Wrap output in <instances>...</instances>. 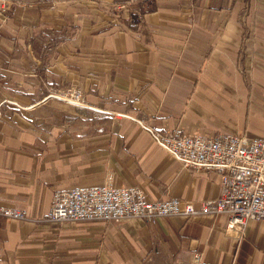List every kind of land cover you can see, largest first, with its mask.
I'll list each match as a JSON object with an SVG mask.
<instances>
[{
  "label": "crops",
  "instance_id": "obj_1",
  "mask_svg": "<svg viewBox=\"0 0 264 264\" xmlns=\"http://www.w3.org/2000/svg\"><path fill=\"white\" fill-rule=\"evenodd\" d=\"M146 1L0 8V205L28 216L0 217V264H264V221L242 235L222 215L47 221L56 192L106 183L150 202L217 199L219 175L186 170L144 127L264 137V0L134 9Z\"/></svg>",
  "mask_w": 264,
  "mask_h": 264
},
{
  "label": "built area",
  "instance_id": "obj_2",
  "mask_svg": "<svg viewBox=\"0 0 264 264\" xmlns=\"http://www.w3.org/2000/svg\"><path fill=\"white\" fill-rule=\"evenodd\" d=\"M10 1L0 0V8L8 6ZM58 98L74 105L81 99L80 95ZM144 129L186 170L219 175L221 185L217 199L199 205L175 197L150 202L139 186L115 187L106 183L56 192L47 221L119 223L140 219L157 225L171 217L222 215L228 217L227 232L241 235L250 221H264V137L222 134L202 137ZM0 217L15 221L28 218L26 211L5 205H0ZM193 264L207 263L196 254Z\"/></svg>",
  "mask_w": 264,
  "mask_h": 264
},
{
  "label": "trees",
  "instance_id": "obj_3",
  "mask_svg": "<svg viewBox=\"0 0 264 264\" xmlns=\"http://www.w3.org/2000/svg\"><path fill=\"white\" fill-rule=\"evenodd\" d=\"M153 0H147L146 2H141L134 6L135 10H138L141 13H147L151 12L153 10V5L151 4ZM138 13L135 11L130 12V20L129 23L131 26H134L133 24H136L138 21Z\"/></svg>",
  "mask_w": 264,
  "mask_h": 264
}]
</instances>
